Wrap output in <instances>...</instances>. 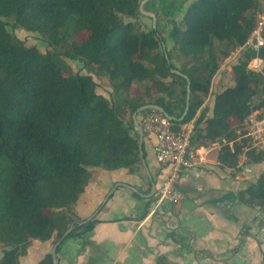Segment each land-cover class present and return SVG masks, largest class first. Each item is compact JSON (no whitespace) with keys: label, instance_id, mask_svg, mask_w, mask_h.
Returning <instances> with one entry per match:
<instances>
[{"label":"trees","instance_id":"1","mask_svg":"<svg viewBox=\"0 0 264 264\" xmlns=\"http://www.w3.org/2000/svg\"><path fill=\"white\" fill-rule=\"evenodd\" d=\"M141 1L0 0V264H19L34 239L55 243L71 225L57 251L67 238L90 231L98 218L78 225L83 218L76 204L96 170H144L133 112L154 103L175 117L176 129L192 120L220 66L216 45L224 43L221 56L228 57L245 44L264 11L263 0H193L184 8L186 0L162 6L149 0L145 8L156 14L154 28L139 22L146 16ZM9 27L39 34L48 45H68L63 53L44 52ZM174 53L188 60L179 66ZM62 55L108 77L110 96L97 91L92 74L68 68ZM256 56L264 62V45L240 51L232 66L234 85L215 94L211 115L201 108L194 121L192 147L219 141L218 160L226 167L237 166L246 147L249 158L264 159L249 147L243 129L253 112L264 117V66L248 68ZM188 80L190 104L180 120ZM136 86L142 92L131 96ZM234 198L264 207V172ZM39 264H52L51 253ZM156 264L175 263L161 255Z\"/></svg>","mask_w":264,"mask_h":264},{"label":"crops","instance_id":"2","mask_svg":"<svg viewBox=\"0 0 264 264\" xmlns=\"http://www.w3.org/2000/svg\"><path fill=\"white\" fill-rule=\"evenodd\" d=\"M154 142L151 135L144 137L143 151L158 192L172 168L156 160ZM254 143L252 140L249 147L264 153V142L257 146ZM220 148L219 141L196 148L203 160L198 167L179 173L177 186L183 199L178 203L162 202L142 216L145 198L118 187L97 213L95 226L61 244L57 251L59 264H156L161 255L175 264H264V222L259 225L264 207L234 198L258 180L264 172V159L249 158L246 147L237 166L226 167L218 160ZM110 172L116 177L114 171ZM136 176V187L145 193L143 179ZM94 181L91 178L77 201L76 211L81 218L102 203L111 187L105 181L92 188ZM118 211L120 214L114 215ZM53 244L34 239L19 264H39Z\"/></svg>","mask_w":264,"mask_h":264},{"label":"built area","instance_id":"3","mask_svg":"<svg viewBox=\"0 0 264 264\" xmlns=\"http://www.w3.org/2000/svg\"><path fill=\"white\" fill-rule=\"evenodd\" d=\"M263 45L264 11L259 15L248 40L233 54L239 53L245 47L258 50ZM262 64H264L262 58L256 56L249 61L248 68L262 71ZM248 121L246 136H250L255 142L254 145L257 146L264 142V117H250ZM140 125L145 134L144 137H149L151 134L156 137L153 144L156 160L162 166H170L172 168L167 180L158 190L160 198L155 204L156 207H159L165 201L171 203L180 202L183 199V194L177 186L179 173L183 169L198 167L203 160L200 151L191 145L193 127L187 128L181 125L179 129H176L173 121L157 110H151L143 114L140 119Z\"/></svg>","mask_w":264,"mask_h":264},{"label":"rangeland","instance_id":"4","mask_svg":"<svg viewBox=\"0 0 264 264\" xmlns=\"http://www.w3.org/2000/svg\"><path fill=\"white\" fill-rule=\"evenodd\" d=\"M171 1H175L176 2L178 0H156L157 5H159V6L165 5V4L169 3V2L171 3ZM191 1H193V0H186L183 3L182 8H184ZM261 13L262 12L257 14V19H258L259 15ZM179 17L180 16H178V13H177V16L174 17V19L178 20ZM129 20H133L134 21L136 19H129ZM139 22H141L143 24V26H144V24H146L147 26H150L151 23H152V20L150 18H148V16L147 17L144 16V17L140 18ZM166 23H167L166 27H169L171 25L170 21H167ZM9 28H10V30H13V32L19 38L24 40L27 45H30V46L36 45L41 51H44V52L63 53L64 49L68 45V43L67 44L60 43L59 45H56V46L48 45L39 34L30 32V31H26V30L20 29V28H17V29H12L11 27H9ZM85 38H86V35H82L81 37H79L77 39V41H82ZM70 41H72V39H70L69 42ZM220 48H222V49L226 48L225 44L224 43L223 44L218 43L216 45V52H217V55H218V60H219L220 66H219V69L216 71V73H215V75H214V77L212 79L210 91H209L208 95L204 98L205 99L204 103L201 106V108H205L206 107L208 109V113H209V114L207 113L208 115H211V112H212L211 110H212V106H213V103H214L215 94H217L218 92H221L222 90H224L225 88H227L229 86H233L234 85V83H235L234 82V71H233L232 66H233L234 63L237 62L238 57L240 56V52L237 53V54H233V52H231L228 57L223 58L221 56ZM236 51H234V52H236ZM173 55L176 58V61H178L179 66H181L185 61L188 60L187 57H184L182 55L177 56L176 53H174ZM62 59L64 60V63L66 64V66L68 68H70L71 70H73L75 72H79L81 74H92L94 80L97 83V91L99 93L107 96V97L110 96V92L112 91V85H111V82L108 79V77L99 76V75L95 74L92 71V67L85 66L82 61L73 60V59H70V58H68V57H66L64 55H62ZM262 65L264 66V64H262ZM166 81H168V82L171 81V78L166 79ZM143 86H144V84H143ZM131 90L132 91H130L129 94H131V96L132 95L135 96L139 92L140 93L142 92V87L140 88L139 86H136V87L132 88ZM160 95H162V94H160ZM263 95H264V91H263ZM201 108L198 110L196 116L192 120L182 124V126H185L187 128L191 127V126L194 127V121H195L197 115L200 113ZM260 113H261V111H259V110L253 112L247 118L245 123L243 124V129H247L248 123H249L248 120L250 119V117H259ZM142 115L143 114L139 115V121H140ZM125 119L129 120L128 112H127V115H126ZM144 136H145V134H144ZM151 139L153 141L156 140V137H155L154 134H151ZM99 172H101V173L99 174V177H98V173ZM111 173L112 172L107 171V170H103V169L102 170L101 169L100 170H96V172L94 173V175L92 177V178H94L95 181L91 182V186L90 187L93 188L94 186L102 184V183H104L106 181V182H110L111 183V187H110V189H111L113 187V185H114V181L116 182L117 179H120V178H124L123 180L125 182L130 181V183L131 184L133 183L132 185H134L135 187L138 185V184H136L137 181H135L137 176L135 174H128L127 169L122 168V169L114 171V173L116 174V177L111 176ZM139 175L141 176V178L144 181L143 191H147L149 189V183H148V178H147L144 170H140ZM119 188H122V187H119ZM159 198H160L159 191L155 192V194L151 198H149V199H151L149 210H151L154 207L155 203L158 201ZM149 199H145V201L147 202ZM116 214H120L119 211L114 213V215H116ZM50 241L52 243H54V238L51 239ZM62 245H61V247H62ZM1 252H2V246L0 244V257L2 256Z\"/></svg>","mask_w":264,"mask_h":264},{"label":"water","instance_id":"5","mask_svg":"<svg viewBox=\"0 0 264 264\" xmlns=\"http://www.w3.org/2000/svg\"><path fill=\"white\" fill-rule=\"evenodd\" d=\"M149 0H142L141 3H140V11L148 16V17H151L152 18V25L154 28H156V21H157V17H156V14L151 11V10H147L145 8V4L146 2H148ZM172 72L176 73V74H179V75H182L184 76L185 78L188 79V76L184 73H182L181 71H179L178 69H171ZM189 104H190V81L188 80V83H187V95H186V106H185V109L183 111V114L181 115V117H179L180 120H182L187 112H188V109H189ZM148 109H151V110H157L161 113H163L166 117H168L170 120H174L175 117L174 116H171L167 113V111L164 109V107L158 105V104H154V103H149V104H144V105H141L140 107H138L132 114V119H133V123H134V129L137 133V143H138V149H139V155H140V158L142 160V163H143V167H144V170L146 171L147 175H148V179L150 181V184H151V189L148 193H143L141 192L137 187H135L134 185L130 184V183H127V182H124V181H116L113 185V187L108 191V193L106 194L105 198L103 199L102 203L89 215L87 216L86 218L82 219L81 221L78 222V225H82L84 223H87L88 221H90L91 219H93L97 213L99 212L100 208L107 202V200L109 199V197H111L114 193V191L118 188V187H125V188H128L130 189L131 191L133 192H137L139 193V195L142 197V198H145V199H149L151 198L155 192L157 191V187H156V183H155V180L149 170V167L147 165V162L145 160V157H144V151H143V139H144V132H143V129L140 125V121H139V113L140 112H143L145 110H148ZM260 214V213H259ZM261 216V214H260ZM261 222H260V226L263 225V222H264V216L261 217ZM73 229V225H71L65 232L64 234L61 236V238L59 240H57L53 245H52V248L50 250V253L52 255V264H59V257H58V254H57V249H58V246L59 244L61 243V241L63 239H65V237L72 231Z\"/></svg>","mask_w":264,"mask_h":264}]
</instances>
